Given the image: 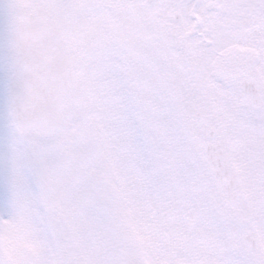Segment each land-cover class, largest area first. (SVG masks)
<instances>
[{"label": "snow or ice", "instance_id": "obj_1", "mask_svg": "<svg viewBox=\"0 0 264 264\" xmlns=\"http://www.w3.org/2000/svg\"><path fill=\"white\" fill-rule=\"evenodd\" d=\"M0 264H264V0H0Z\"/></svg>", "mask_w": 264, "mask_h": 264}]
</instances>
